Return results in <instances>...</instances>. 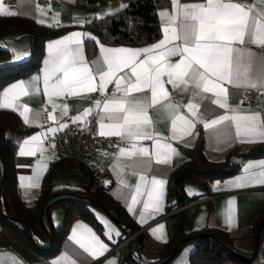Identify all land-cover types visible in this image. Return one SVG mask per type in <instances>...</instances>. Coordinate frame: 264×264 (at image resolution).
<instances>
[{
	"label": "crops",
	"instance_id": "crops-1",
	"mask_svg": "<svg viewBox=\"0 0 264 264\" xmlns=\"http://www.w3.org/2000/svg\"><path fill=\"white\" fill-rule=\"evenodd\" d=\"M42 0H17V8L12 10L5 0H0L4 8L8 11L16 13L14 16L28 18L43 26H65V25H84L93 18H101L99 15L102 10L106 13L115 12L121 9L124 0H111L100 4L95 11H86L77 6L76 0H50V5L41 4ZM170 5L158 10V19L161 24L160 39L148 46L137 48L129 46H108L99 44L97 54L89 58L87 56L85 41L90 36L83 29H74L65 34L50 39L44 44V57L39 71L22 79L15 80L0 91V103L4 102L3 90L10 87L13 83L24 82L27 94L18 95L13 101L14 108H0V110H11L18 113L22 125L26 128L34 129V131L18 141V150L16 154V172L18 177V186L27 205L32 206L37 200L42 183L49 173L51 167L64 159V154L56 149L55 146L47 147L45 142L61 133L68 126V120L71 118L74 122L76 117H81L80 121L75 123L89 124L93 119L97 120V130L100 134L101 123L108 125L112 123L107 117L108 114L102 111L103 104L106 100L112 99L113 96L119 98L124 96L123 92L116 91L115 81L121 80V87L127 88L131 84L136 83V77L132 74L131 67L124 68L117 72L111 84L106 85L103 93H108L109 97L100 103L101 107L96 108V103H92L89 93L77 89L73 95L62 94L51 97L44 91L43 77L46 68L45 61L50 60L47 45L56 40L70 37L74 33H81L82 44L80 45L81 55L84 62L92 69L95 76V84L99 91L100 71L106 70V65L102 64V53L100 47L107 48H129L144 49L152 47L154 44L164 40L165 27L176 28L177 35L182 37L183 29L182 16L179 14L176 4L169 0ZM181 5L202 4L207 0H176ZM229 2V0H224ZM232 2H241L245 6L250 7L253 13L259 15L264 12V0H232ZM168 12L170 16H175L174 22H169L165 17L161 16V12ZM7 15L0 14V17ZM103 16V15H102ZM182 46L181 39L172 40L166 47L171 48ZM236 51L232 53L233 69L240 68L241 76L234 78L231 82H224L227 89L228 107L221 109L218 105L212 103L215 99L213 93H204L188 84L186 87L180 85L173 87L169 84L166 74L160 77L164 83V89L168 96L164 98L158 95V102L151 104V89L142 88L141 90H133L128 93L127 99L131 101H145L149 103L147 115L151 120V124L144 129L151 135V139L135 138L129 139L126 136L104 135L108 138H117L120 145L117 151L110 149L95 147L90 150L81 151L78 156L68 158L59 167L58 174L53 179V185L56 189H73L84 190L88 184L87 177L80 171V165L86 164L93 171L101 175V181L104 187L108 188L112 197L122 205L133 219L135 224L143 231L147 237L150 250L142 254L141 260L137 264H155L159 259V252L168 242V226L167 206H168V186L169 179L175 166L185 159V155L181 149L193 148L196 145L198 134L204 135L205 155L212 162H222L226 159L229 151L238 147L242 151H248L257 146L264 145V142H243L242 138L236 136L235 124L226 121L214 128H205L204 124L219 115H233L232 109H237V115H258L260 123H264V45L258 46L251 42L249 35L245 36L243 44L235 43L232 45ZM0 47L11 51V59L7 62L0 61V68L19 64L28 60L32 55V40L28 34L21 30H11L0 36ZM74 50L77 46L70 45ZM162 49L155 50L150 54H142L140 59H146L147 55H155ZM168 62L178 63L182 57L179 55L170 56ZM149 67L155 65L149 64ZM245 69H248V76L243 75ZM154 75V72L152 73ZM38 79L34 80L33 78ZM214 79V77H210ZM256 84V87L252 86ZM255 90L260 93V99L256 106H249L244 103L243 95L246 91ZM190 103L198 104V115L193 116L188 109ZM55 105V107H54ZM166 105H174L175 112L184 115L190 119L194 127L188 131L190 134L181 136L176 134L173 139L172 119L174 118L172 109L166 108ZM63 106H67L66 114L62 113ZM29 110L24 112V108ZM91 109L89 115L84 113ZM23 113V115L21 114ZM55 119H49V116ZM27 116V120H25ZM62 125L66 127L61 128ZM179 127V123H178ZM50 129H57L52 132ZM106 133L109 128L103 129ZM37 136L39 140L30 145L25 146L24 141L30 140L31 137ZM157 142L161 146L167 144L176 150L175 153H168L167 149L160 148L161 157L164 154L170 156L168 163H157ZM136 149H148L147 155L136 152L132 156L120 155V150L125 149L132 151V146ZM29 148L34 149V155H21V149L27 151ZM43 149V151L41 150ZM264 161L262 158L245 159L241 162L239 172L233 176L219 178L208 182L206 187L201 181H190L185 185L186 194L189 197H195L197 201V212L195 215L193 229L201 230L206 227L218 228L228 232L234 239L238 249L246 253L255 252L257 244H259L261 231L258 232L256 238L253 236L256 220L264 210V184L252 183L251 186L240 188L234 184L227 183L235 180L236 177L247 175L249 180L255 179L256 174L264 169L254 167L249 169L246 174L244 169L249 164H259ZM146 177L142 182L140 176ZM153 177L165 181L163 194L160 200L161 209L159 211L149 207L144 208V203L148 200L147 192L151 188V180ZM219 182V183H217ZM141 186V194L137 195L136 187ZM191 190V193L189 192ZM137 196L139 201L132 204V197ZM230 201L233 202L230 204ZM129 207L133 211H129ZM143 214L144 221L141 220ZM95 215L104 228L102 235L97 228L85 220H77L72 223L69 232L61 244L60 252L53 257H44L32 246L20 244L9 237L3 227L0 225V264H56V261L67 256L75 264H108L109 261H115V264H122L120 261L119 249L123 246L120 240L122 238V230L109 216L95 211ZM51 219L55 227L63 224L65 219V211L62 207H56L52 210ZM229 220L231 221L229 223ZM105 221V222H102ZM77 224H83L86 228H90L99 240L106 245L107 251L103 254L93 256L84 249L80 248L70 237L73 229ZM162 226V227H161ZM110 233V235H109ZM116 233H119L117 235ZM255 235V233H254ZM126 242V241H125ZM125 245V244H124ZM196 251V246L191 244L186 246L170 264H194L191 262L192 254ZM263 264L262 261H260Z\"/></svg>",
	"mask_w": 264,
	"mask_h": 264
},
{
	"label": "trees",
	"instance_id": "trees-1",
	"mask_svg": "<svg viewBox=\"0 0 264 264\" xmlns=\"http://www.w3.org/2000/svg\"><path fill=\"white\" fill-rule=\"evenodd\" d=\"M108 1L111 0H76L79 8L90 12ZM124 1L125 5L118 11L93 18L84 25L48 27L19 16L0 17V36L11 30H21L32 40L29 60L0 68V91L7 84L39 71L45 42L74 29H83L90 37H95L85 41L89 58L97 54L99 44L142 48L157 42L161 37L158 10L168 7L169 0ZM11 56L10 50L0 47V61L7 62ZM33 131L22 125L18 113L0 110V225L9 237L20 244L32 246L42 256L50 258L60 252L72 223L77 220H85L104 235V228L95 215V211H98L109 216L121 228V243L130 239L119 249L121 263L137 264L142 254L150 250L147 237L140 232L126 209L112 197L109 189L104 187L101 175L86 164L80 165V171L88 180L84 190L54 188L53 179L59 167L71 158L64 156L46 175L35 203L27 205L18 186L15 161L19 139ZM181 150L185 159L174 167L168 186L166 222L169 239L155 264H170L191 244L196 246L191 257L194 264H224L227 261L252 264L256 259L258 244L255 252L246 253L236 247L235 239L224 230L212 227L193 229L199 199L189 197L185 185L190 181H201L208 187L211 180L237 174L242 160L264 157V145L248 151L234 147L224 161L216 163L207 159L204 135L200 132L193 148ZM56 207H62L65 211L64 222L59 227H55L51 219L52 210ZM263 226L264 210L249 234L254 231L256 238Z\"/></svg>",
	"mask_w": 264,
	"mask_h": 264
},
{
	"label": "snow or ice",
	"instance_id": "snow-or-ice-1",
	"mask_svg": "<svg viewBox=\"0 0 264 264\" xmlns=\"http://www.w3.org/2000/svg\"><path fill=\"white\" fill-rule=\"evenodd\" d=\"M176 4L179 14L182 16V37L177 35V29L165 27L163 29L165 38L152 47L144 49L129 48H107L100 47L102 53V64L106 65V70L100 71L99 91L103 93L106 85L113 82L115 74L124 68L131 67L132 74L136 77V83L131 84L127 88L121 87V80L115 81L116 91L123 92L124 96L115 97L106 100L103 104L102 111L108 114V119L112 123L105 125L101 123L100 135H113L127 137L129 139L144 138L151 139V135L144 131L145 127L151 124V120L147 115L149 103L145 101H131L127 99L128 93L133 90H141L142 88H150L151 104L158 102V95L167 98L168 93L164 89V83L160 77L164 74L168 77V83L173 87H179L188 84L194 85L195 88L204 93H213L215 99L212 103L224 109L227 104V89L224 82H231L234 78L241 76L240 68L233 69L232 53L236 51L233 44L245 42V36L251 37V42L258 46L264 45V12L259 15L253 13L250 7L245 6L241 2H224V0H207L202 4L179 5L176 0H172ZM0 14L14 16L16 13L8 11L0 3ZM111 14V13H109ZM161 16L165 17L169 22L176 20L175 16H170L168 12H161ZM81 33H74L70 37L56 40L47 45L50 60L45 61L46 68L43 77L44 91L51 97L52 95L68 94L73 95L77 89L92 93L98 90L95 84V76L92 69L84 62L81 55L80 45L82 44ZM95 39V37H89ZM181 39L182 46L168 48L172 40ZM75 44L77 47L73 50L70 45ZM162 49L155 55H147L146 59H140L142 54H150L155 50ZM179 55L182 59L175 64L168 62V57ZM155 67H149V64ZM154 72V75L152 74ZM243 75L248 76V69H245ZM214 77V79H210ZM38 79L37 77L33 78ZM256 87L255 83H252ZM26 85L24 82L13 83L10 87L3 90L4 102L0 103V108H14L13 101L18 95H26ZM55 107V105H54ZM100 102H96V108H100ZM199 105L190 103L189 111L193 116L198 115ZM166 108L172 109L174 118L172 119L173 139L176 134L181 136L190 134L188 131L194 127L193 122L184 115L175 112L174 105H166ZM29 109L24 108V112ZM67 106H63L62 113L66 114ZM233 115H219L204 124L205 128H214L226 121L235 124L236 136L242 138L243 142H264V123H260L258 115H237V109H232ZM91 109L87 110L84 115L87 116ZM23 115V113H21ZM49 119H55L49 116ZM81 117H76L74 122L80 121ZM27 120V116H25ZM179 123V127H178ZM66 127L62 125L61 128ZM107 127L109 132L103 129ZM55 132L57 129H50ZM39 140V137L33 136L30 140H25V146ZM168 150V153H175L176 150L170 145L161 146L157 142V163H168L170 156L166 153L161 157L160 148ZM132 151L125 149L120 150V155L132 156L136 152L142 155L148 154V149H136L132 146ZM43 151V149H41ZM21 155H34V149L29 148L27 151L21 149ZM259 167L264 169V161L259 164H249L245 169L247 174L249 169ZM140 180L144 182L146 177L141 175ZM165 181L153 177L151 180V188L147 192L148 200L144 203L147 210L152 207L154 210L161 209L160 200L163 194ZM219 183V182H217ZM227 183L234 184L236 187L244 188L251 186L252 183L264 184V171L256 174L254 180L250 181L248 176L236 177L235 180ZM190 194L191 190H189ZM137 195L141 194V186L136 187ZM139 201L137 196L132 197V204ZM233 203L230 201V204ZM133 211L131 207L128 209ZM141 220L144 221L143 214ZM105 222V221H102ZM231 221L229 220V223ZM106 223V222H105ZM162 227V226H161ZM119 235V233H116ZM110 235V233H109ZM85 252L96 256L107 251L99 238L92 232L90 228H86L83 224H77L73 229L70 237ZM56 264H75L67 256L56 261ZM108 264H115V261H109Z\"/></svg>",
	"mask_w": 264,
	"mask_h": 264
},
{
	"label": "built area",
	"instance_id": "built-area-1",
	"mask_svg": "<svg viewBox=\"0 0 264 264\" xmlns=\"http://www.w3.org/2000/svg\"><path fill=\"white\" fill-rule=\"evenodd\" d=\"M8 6L15 10L17 8V0H5ZM52 1L42 0L41 4L50 5ZM109 97L108 93L93 92L90 95L92 103L105 101ZM244 103L249 106H256L260 99V93L255 90L246 91L243 95ZM47 147L55 146L57 150L62 152L65 156L76 157L81 151L90 150L95 147H102L117 151L120 141L117 138H108L101 136L97 130V120L93 119L89 124L75 123L70 118L68 126L61 133L45 142ZM144 231V230H143ZM141 231V232H143ZM127 240L122 245L128 243ZM262 261L264 264V226L262 227L260 240L257 248V259L252 263L255 264ZM227 264V263H225ZM233 264V263H231Z\"/></svg>",
	"mask_w": 264,
	"mask_h": 264
},
{
	"label": "rangeland",
	"instance_id": "rangeland-1",
	"mask_svg": "<svg viewBox=\"0 0 264 264\" xmlns=\"http://www.w3.org/2000/svg\"><path fill=\"white\" fill-rule=\"evenodd\" d=\"M125 2V1H124ZM126 3V2H125ZM118 11V10H117ZM116 12V11H115ZM110 13V12H109ZM114 13V12H111V14ZM99 15H101V17H105L106 15H109L108 12L106 13V10H102V12L99 13ZM103 15V16H102ZM31 58V57H30ZM28 58V60L30 59ZM256 254H257V251H256ZM256 259H257V255H256ZM255 259V260H256ZM225 263H233V264H237L235 262H232V261H227V262H224Z\"/></svg>",
	"mask_w": 264,
	"mask_h": 264
},
{
	"label": "bare ground",
	"instance_id": "bare-ground-1",
	"mask_svg": "<svg viewBox=\"0 0 264 264\" xmlns=\"http://www.w3.org/2000/svg\"><path fill=\"white\" fill-rule=\"evenodd\" d=\"M227 264H231V263H227ZM255 264H261V262L260 261H258L257 263H255Z\"/></svg>",
	"mask_w": 264,
	"mask_h": 264
},
{
	"label": "water",
	"instance_id": "water-1",
	"mask_svg": "<svg viewBox=\"0 0 264 264\" xmlns=\"http://www.w3.org/2000/svg\"><path fill=\"white\" fill-rule=\"evenodd\" d=\"M257 254H255V256H256Z\"/></svg>",
	"mask_w": 264,
	"mask_h": 264
}]
</instances>
